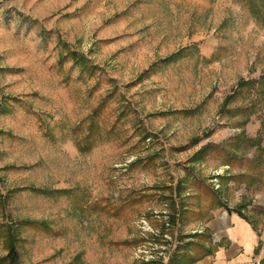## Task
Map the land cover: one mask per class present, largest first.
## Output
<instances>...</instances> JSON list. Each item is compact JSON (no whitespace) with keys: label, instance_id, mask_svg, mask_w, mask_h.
<instances>
[{"label":"rangeland","instance_id":"1","mask_svg":"<svg viewBox=\"0 0 264 264\" xmlns=\"http://www.w3.org/2000/svg\"><path fill=\"white\" fill-rule=\"evenodd\" d=\"M219 203L264 231V0H0V259L189 264Z\"/></svg>","mask_w":264,"mask_h":264},{"label":"crops","instance_id":"2","mask_svg":"<svg viewBox=\"0 0 264 264\" xmlns=\"http://www.w3.org/2000/svg\"><path fill=\"white\" fill-rule=\"evenodd\" d=\"M204 232L207 242L193 264H264V231L241 209L219 203L197 233Z\"/></svg>","mask_w":264,"mask_h":264},{"label":"trees","instance_id":"3","mask_svg":"<svg viewBox=\"0 0 264 264\" xmlns=\"http://www.w3.org/2000/svg\"><path fill=\"white\" fill-rule=\"evenodd\" d=\"M179 53L172 55L171 57H169L166 61L167 63H173L176 61V59L179 57ZM206 151V149L201 150L200 152H198L197 154H203ZM83 152V151H82ZM228 209V208H227ZM229 211H231L230 209H228ZM242 215V214H241ZM244 217V216H243ZM246 218V217H244ZM22 225H33L35 227H46L45 223H34V222H21ZM0 235H1V228H0ZM5 239H6V243L8 246V255L5 258H1L0 259V264H5L6 262H9V264H18L19 263V252L16 246V241L17 238L14 235V231L13 230H8L7 234H5ZM196 259H192L190 261L189 264H193L195 262Z\"/></svg>","mask_w":264,"mask_h":264},{"label":"built area","instance_id":"4","mask_svg":"<svg viewBox=\"0 0 264 264\" xmlns=\"http://www.w3.org/2000/svg\"><path fill=\"white\" fill-rule=\"evenodd\" d=\"M139 252H140V253H145V251H144V250H140V249H139Z\"/></svg>","mask_w":264,"mask_h":264}]
</instances>
